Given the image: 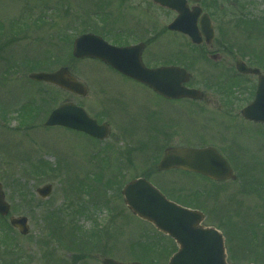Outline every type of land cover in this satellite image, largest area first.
I'll list each match as a JSON object with an SVG mask.
<instances>
[{
    "label": "rangeland",
    "instance_id": "1",
    "mask_svg": "<svg viewBox=\"0 0 264 264\" xmlns=\"http://www.w3.org/2000/svg\"><path fill=\"white\" fill-rule=\"evenodd\" d=\"M99 1L0 0V183L10 204V216L26 217L29 228L28 234L21 236L16 230H7L8 219L0 218V262L101 264L103 259L111 258L121 263L167 264L176 251L175 243L151 224L133 216L120 191L129 180L146 178L169 200L197 209L196 194L200 190H213L212 184L177 171L158 173L155 167L167 146H212L234 167L238 180L215 186L217 193L206 199L200 209L206 217L204 225L223 234L228 261L257 264L264 259V254L253 251L241 254L238 251L242 248H235L251 241L254 245L259 243L262 233L258 229L264 228L263 202L258 193L246 195L250 184L255 183L249 179H261L258 172L252 175L248 168L257 163L264 166V126L245 123L239 115L250 99L255 81L247 80L248 90L240 98L236 89L227 91L217 87L227 82L228 70L232 72L229 68L236 61L264 71L263 32L256 31L249 36L233 27V22L242 15L264 19V0H218L224 7L223 15L219 13L218 30L227 40L220 39L218 43L223 61L216 66L202 61L190 68L193 84L203 85L199 87L212 101L210 106L184 101L163 104L150 93L142 90L148 99L135 89L130 100L122 96L127 99L122 101L127 105L122 112L120 78L101 73L94 63H76L71 58V42L96 19L91 14L98 11ZM77 17L80 21L73 22ZM83 21L87 22L82 26ZM66 37L69 40L64 45ZM22 57L34 62L10 76L9 58L21 61ZM31 67L50 72L67 67L88 87L87 97H74L54 86L30 82ZM209 77L213 86L210 84L212 87L208 90L203 80ZM239 81L244 84L243 80ZM226 94L231 99V110L224 105L228 99ZM35 97L46 106L35 125L32 122L26 125L28 121L21 119L28 117L25 113L20 118L19 109ZM141 98L151 102L141 106ZM66 100L84 108L90 117L105 120L110 126V136L96 142L66 130L44 128L47 115ZM151 103L165 106L170 112L169 134L165 137L161 133L166 139L157 137V143L150 134L156 122L149 118L146 108ZM17 112L20 115L16 116ZM229 112L234 115L230 123ZM122 127L127 132L123 133ZM11 129H18L17 133L7 132ZM38 162L45 163L42 168L47 173L34 170ZM255 168H260V164ZM111 180L117 182L116 186L106 190ZM243 181L249 182L243 186ZM45 185H50L52 191L42 200L35 191ZM232 221L237 229L229 226ZM251 224L258 226L257 236L247 229ZM3 231L5 235L1 234ZM260 242L264 243L263 239Z\"/></svg>",
    "mask_w": 264,
    "mask_h": 264
},
{
    "label": "water",
    "instance_id": "2",
    "mask_svg": "<svg viewBox=\"0 0 264 264\" xmlns=\"http://www.w3.org/2000/svg\"><path fill=\"white\" fill-rule=\"evenodd\" d=\"M168 4L174 0H167ZM96 39L92 36L78 38L73 46V56L101 57ZM236 69L243 74H258L257 70L248 69L244 64H237ZM129 76L148 84L157 93L168 99H197V92L186 90L182 83L188 75L180 69L168 68L155 71H138ZM30 79L36 82L53 84L63 90L84 96L85 88L70 76L67 69H60L52 74H33ZM244 119L264 123V76L258 80L254 101L241 111ZM46 127L61 126L83 132L92 138L103 140L108 135L105 125L97 126L85 112L72 104L60 106L47 118ZM182 170L197 173L212 180L231 177V170L223 158L212 148L189 149L168 148L157 166L158 171ZM51 191L50 186L37 190L45 199ZM121 194L128 209L140 219L151 223L158 231L172 238L178 251L168 264H226L222 236L214 229L203 228V216L197 211L181 208L167 201L157 189L146 180L138 179L129 182ZM9 206L4 202L0 187V214L5 216ZM25 218L11 219L10 223L22 235L28 233ZM102 264H124L105 259ZM126 264H140L137 262Z\"/></svg>",
    "mask_w": 264,
    "mask_h": 264
},
{
    "label": "flooded vegetation",
    "instance_id": "3",
    "mask_svg": "<svg viewBox=\"0 0 264 264\" xmlns=\"http://www.w3.org/2000/svg\"><path fill=\"white\" fill-rule=\"evenodd\" d=\"M111 2L112 1H109L108 3L106 0L99 1L98 5L100 8L97 12L98 17L87 25L86 29L82 31V34L94 35L108 45L123 50V53H121V56L117 59L119 67L123 72L132 71L138 61H141L146 68L150 69L167 66L194 67L193 64L196 63L198 59L208 57L217 52L218 0H185L181 5L184 6V13L187 20L194 21L193 25L189 24V22H185L181 25V28L189 31L196 30V34L199 36L197 38L201 41L199 46L193 45L186 35L170 30V25L175 20L177 14L171 9L162 7L156 0H113V3ZM197 10H200L199 13H197ZM204 15L209 17L215 36H210V33L208 34V29L203 26L202 18ZM72 21L74 22L75 19ZM206 41L209 43H206ZM100 55L106 56L102 51H100ZM22 58L21 61L9 58L8 62H10L11 65L7 67V69L11 70L8 71L16 72L19 69L22 70V68H25L26 64L34 62L24 57ZM73 61L76 63L84 61L94 63L98 67L97 69L102 73H110L120 78L119 85L121 86L118 85V87L121 93V102L119 104L121 112L123 109L127 108V105L122 102L123 100L127 101V99H123L122 96H124V98L128 97L130 100V98L134 96L135 92H133V90L135 91V89H139L145 96L147 95L142 90L156 96L148 87L123 76L121 74L122 72L113 69L110 65L101 60L73 59ZM229 69L232 70V67ZM45 71L50 72L47 70ZM238 78L239 75L232 74V72L230 73V70H228L226 79L237 80ZM245 78L246 81L254 80L257 82V76H245ZM147 98L149 99V96H147ZM136 99L138 100L137 95ZM161 100L166 102L164 99ZM141 101V106H143L145 102H151L145 98H141ZM166 103L163 102V104ZM199 103L208 107L212 104V101L204 96ZM224 105L227 106L228 110H231L232 103L228 104L226 102ZM146 108L149 112V118L154 119L156 122V124H152L153 126H151L150 129V134L154 139L153 141L157 143V137L165 140L166 138L164 139L163 135L166 137L169 131L167 128L171 125L169 124L170 122L167 121L169 111H167L165 106L159 107L154 104L152 105V103L147 104ZM38 109L39 110L28 118L29 122H32L34 125L38 116L43 111L41 107ZM19 110H21V108ZM229 113L230 116L228 121L230 123L232 118L234 119V115H232L231 112ZM245 123L250 124L249 122ZM17 130L18 129H11L7 130V132L17 133ZM161 133L163 135H161ZM261 233L262 235L261 238L258 239V242H260L261 239L264 240V232ZM260 249L261 250L258 249L259 253L264 254V249ZM231 262L235 263L238 262V260H231ZM257 264H264V259H260Z\"/></svg>",
    "mask_w": 264,
    "mask_h": 264
},
{
    "label": "trees",
    "instance_id": "4",
    "mask_svg": "<svg viewBox=\"0 0 264 264\" xmlns=\"http://www.w3.org/2000/svg\"><path fill=\"white\" fill-rule=\"evenodd\" d=\"M250 24L248 23L247 26H249ZM196 206V205H195ZM146 251V249L144 250V252Z\"/></svg>",
    "mask_w": 264,
    "mask_h": 264
}]
</instances>
